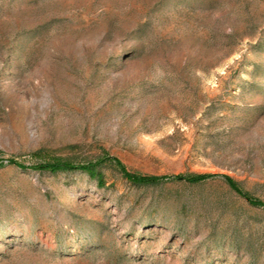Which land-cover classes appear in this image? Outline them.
Here are the masks:
<instances>
[{
	"label": "rangeland",
	"instance_id": "rangeland-1",
	"mask_svg": "<svg viewBox=\"0 0 264 264\" xmlns=\"http://www.w3.org/2000/svg\"><path fill=\"white\" fill-rule=\"evenodd\" d=\"M0 264H264V0H0Z\"/></svg>",
	"mask_w": 264,
	"mask_h": 264
},
{
	"label": "trees",
	"instance_id": "trees-1",
	"mask_svg": "<svg viewBox=\"0 0 264 264\" xmlns=\"http://www.w3.org/2000/svg\"><path fill=\"white\" fill-rule=\"evenodd\" d=\"M41 169H48V170H72L75 168H81L87 172H89L90 174L94 175L95 177H99V179L101 180V176H98V172L96 170V166L92 163L90 164H85V165H76L71 161H61V160H50L47 162H43L42 164H40L38 166ZM127 176H129L130 180H132L134 183L136 184H152V183H156V179L155 178H147L144 176H133L132 174H128ZM202 179V176H193L189 179V181H197ZM231 186H234L233 184H231ZM252 201V200H251ZM253 203L259 204V202L254 201Z\"/></svg>",
	"mask_w": 264,
	"mask_h": 264
}]
</instances>
